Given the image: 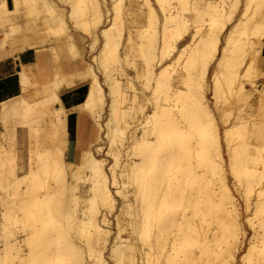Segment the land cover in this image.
<instances>
[{
	"label": "bare ground",
	"instance_id": "1",
	"mask_svg": "<svg viewBox=\"0 0 264 264\" xmlns=\"http://www.w3.org/2000/svg\"><path fill=\"white\" fill-rule=\"evenodd\" d=\"M6 1L0 0V14L23 10L35 20L36 33L27 41L49 53L59 89L64 82L55 72L63 48L70 59L84 58L88 49L76 45L72 32L85 39L94 54L87 62V91L75 108L90 116L96 133L93 141H77L74 149L59 93L27 101L24 95L32 88L21 69V93L0 101L3 124L28 127L25 158L15 162L17 167L12 138L0 144V264H264V144L243 136L241 111L254 92L238 73L240 61L257 54L254 45L264 41V16L259 20L256 8L248 11L251 1L143 0L147 27L126 34L123 14L142 13L133 0H58L61 13L50 0H10V7ZM183 11L194 22L197 15L210 17L206 33L194 43L199 27L191 30ZM231 33L245 37L235 45ZM250 33L258 35L256 40ZM50 35L55 42H49ZM133 50L149 71L139 88L133 60L132 78L124 67L131 64ZM171 51L177 64L188 54L181 64L184 73L176 71L174 80L167 75L171 63L165 62ZM157 65V71L149 68ZM222 66L232 71L224 73ZM209 77L213 107L222 113L220 132L207 96ZM227 93L242 105L233 119L231 109L222 106ZM127 100L132 103L122 106ZM103 137L112 159L108 166L94 152L102 149L96 144ZM226 168L235 188L243 190L246 210L256 191L254 209L244 220L253 231L242 251L245 230Z\"/></svg>",
	"mask_w": 264,
	"mask_h": 264
},
{
	"label": "rangeland",
	"instance_id": "2",
	"mask_svg": "<svg viewBox=\"0 0 264 264\" xmlns=\"http://www.w3.org/2000/svg\"><path fill=\"white\" fill-rule=\"evenodd\" d=\"M142 1V2H141ZM216 1H221V0H216ZM226 1H228V0H226ZM244 1V0H243ZM251 1V3L249 4V12L251 11V9L253 10L254 8H256V12L258 13V15H259V17L257 16V18L256 19H259V20H261L262 19V16H264V0H250ZM50 2H51V4L53 5V7L59 12V13H61L62 12V4H61V2H59L58 0H50ZM133 2V4H134V2H135V4H134V6H137V5H139V6H137V7H141V11H142V13L141 14H136V15H134V14H123V18H124V20H125V27H123L124 29H123V32L126 34V32H127V29H130V30H132L133 32H135V30H138V29H141V30H145L146 29V27H147V19H146V14H145V5H144V1L143 0H133L132 1ZM141 2V3H140ZM39 6V5H38ZM41 6V5H40ZM129 17H128V16ZM262 15V16H261ZM126 18H125V17ZM136 16V17H135ZM183 16L184 17H187L188 19H189V23L191 24V26H190V28H191V30L192 29H195V27H193V25H196L197 26V28L199 27V32L196 34V37L194 38V41H193V43L194 42H196L199 38H200V34H203V33H206V29L205 28H207V26L209 25V23L208 22H206L205 20H208L210 17L208 16V15H206V14H201V15H197V20H196V22H194L193 20H192V15L188 12V11H183ZM235 16H236V13L234 14V16H233V18L231 19V20H229V21H227V22H225V25H224V27L222 28V32H220L221 33V39H223V34H225V32H226V27H228L229 26V24L233 21V19L235 18ZM244 17V16H243ZM130 18H132V20H130ZM128 19V20H127ZM133 19H135L134 21H133ZM126 21H128V24H127V22ZM129 22H130V24L131 25H129ZM135 24V26H137L138 28H136L133 24ZM208 23V24H207ZM252 21H250L249 23H247V25L246 26H251L252 25ZM71 26V25H70ZM127 26V27H126ZM133 26V28H131ZM130 27V28H129ZM205 31V32H204ZM203 32V33H202ZM72 35L73 36H77L78 38H79V40H80V42L78 43V46L79 47H83V48H85L86 50L88 49V51L85 53V55H84V58L86 59V61L87 62H89V61H91V56L94 54L93 53V51H89V47H85V44L87 43L86 41H85V39H83L77 32H75V31H73L72 32ZM51 36V35H50ZM49 36V42H55V39H54V37L53 36H51L50 37ZM231 36H232V39L234 40V42H233V44H235V43H239V42H241L242 40H240V38H244L245 37V35L243 34V33H238V35H237V33H234V34H232L231 33ZM254 36H256L254 33H250V37H251V39H255L256 40V38L258 37V35H257V37H254ZM5 41L7 42V43H5L4 45H8V42H10L11 41V38L10 37H8V38H5ZM1 42V41H0ZM1 44V43H0ZM236 45V44H235ZM235 45H233V47L235 46ZM256 45H258V44H256ZM262 45L263 44H260V45H258V46H255L254 45V48H257V49H259V51L257 52V54H255L254 53V55H251V56H247V57H244L240 62H241V64H240V66H239V68H238V73H240V79H243V81H244V85H245V87L246 88H248V89H251V90H253V92H254V94H253V97L251 98V99H249V100H247L246 101V103L245 104H247L248 103V105L250 104L251 105V108L247 105H244L243 106V108H245V110L243 109L241 112L243 113V116H244V118H245V120H246V122H245V125H244V127L242 128V133H243V136L246 138V139H248L249 140V142H253V144L255 143V145H257V146H262L263 144H264V105L262 106V105H260L263 101L262 100H259V96H258V90H254V89H256V88H260V87H262L263 86V83H262V81H261V76H263V75H259L258 74V67L259 66H261V60H262V56H261V48H262ZM1 46V45H0ZM19 48H21V46H19V45H17ZM194 46V44H192V46L191 47H193ZM245 49H247L248 48V46H245L244 47ZM189 49V48H188ZM188 49H187V51H188ZM89 52V53H88ZM132 54H130L129 56V63H131V61L133 60V62H134V64H135V66L137 67V69L139 70V73H138V75L136 76V77H134L133 78V82L135 83V86H138V88L141 86L142 87V85L140 84L141 82H142V80L143 81H145L146 80V77H147V75L149 74V71L147 70V66H146V63L140 58V56H139V54H138V52L136 51V50H133L132 52H131ZM134 53V54H133ZM186 53H188V52H186ZM172 55H173V52L171 51L170 53H169V55H168V57L166 58V60H165V62H170L171 63V65H168L167 66V70L169 71V73L167 74L168 76H169V78L171 79V80H174V77L176 76V71H177V74L178 73H180V74H182V73H184V70L182 69V63H184V58L185 57H187V55L188 54H183V56H182V58L180 59V60H183V61H180L179 60V63L177 64V62L176 63H173L174 61L171 59L172 58ZM185 56V57H184ZM251 58H252V61H253V64H251L250 65V62H251ZM170 59H171V61H170ZM84 65H85V63H83ZM212 64V63H211ZM253 66V67H252ZM124 67H125V69H126V71H127V76L129 77V78H132V76H133V74L135 73V68H133L134 66L132 65V63L131 64H125L124 65ZM149 68L151 69H156V71L157 70H159V66L157 65V66H149ZM177 69V70H176ZM59 70V71H58ZM74 71H75V68L73 69V70H71V71H68V73L70 74V76H69V78H67V77H65V73H66V71H65V69H64V64H62V66L60 67V69H58L57 68V70H56V72H55V74L57 75H59V76H64L65 77V79L67 80V81H69L70 83H72V81H73V77H77L78 79H81V80H83V81H85L86 83H87V80H88V77H86V76H84V77H81V76H79V75H73L72 74V72L74 73ZM222 71L224 72V73H227V72H230V71H232V69H230V68H227V67H225V66H222ZM97 73H98V77H99V79H100V81L102 82V86H103V88H104V91H105V93H106V99H109L108 98V94H107V92H108V89H107V86H106V84L103 82V76H102V74H101V72H99V71H97ZM244 75H247V77L249 76V75H251L250 77H252V78H250V79H253L252 81L249 79V78H247L246 76H244ZM208 76H210V72H209V74H208ZM212 78V77H211ZM255 78V79H254ZM86 79V80H85ZM209 81V83H208V90H207V96H208V98H209V104H210V106L212 107V109L214 110V116H215V118L217 119V124H218V129H219V132H220V130L223 128V124L224 123H222V121L221 120H223L222 119V113H221V111H218V109L216 110V108L215 107H213V101L215 100V99H213L212 97V92H211V89H210V86H209V84H210V77H209V79H208ZM250 82H249V81ZM149 82H152L151 80L149 81ZM252 82H258V85H256L255 87H254V85L252 84ZM51 84H52V80L48 83V87H50L51 86ZM44 86V85H43ZM42 86V87H43ZM178 87H179V89H180V91L181 92H183V93H185V91H186V89H187V86L185 85V83H182L181 81L178 83V85H177ZM30 87L31 88H36V85L35 84H31L30 83ZM41 87V88H42ZM41 88H36L37 90L33 93V92H31L33 89H31V91H29L30 93L29 94H27L28 96H30L31 98H29V99H31V100H34V99H38V100H42V99H44L45 97H47L46 96V94L47 93H49V91H50V88H48L46 91H44V90H41ZM126 90H127V93H130V92H132L131 91V89H129V88H125ZM130 91H129V90ZM175 88L173 87V90H174ZM144 90V89H143ZM129 91V92H128ZM145 92H146V90H145ZM44 93H46V94H44ZM138 93H140V94H138ZM141 91H137V95L139 96V97H141ZM224 95H226V94H224ZM263 95H264V93H263ZM212 96V97H211ZM227 96H228V98H227ZM139 97L138 98H136V100L137 101H139L140 99H139ZM224 100H227L228 99V102L227 103H225L224 101H223V103L225 104H223V103H221L222 102V98H221V102L219 101V103H218V105H220V103H221V105L223 106V107H229L230 109H231V115H230V118H232L233 119V115L234 114H236L237 113V111H238V109H239V107L241 108V106L242 105H240V103L239 102H236L235 103V101L232 99V97H230L229 96V93H227V95L226 96H224ZM131 100H127V102L125 101L123 104H122V106L124 105V107H126V105L128 106L130 103H132V102H130ZM229 101H230V104L231 105H228L229 104ZM249 101V102H248ZM130 102V103H129ZM136 103V101L135 102H133V104H135ZM239 103V104H238ZM237 104V105H236ZM249 107V108H248ZM216 110V111H215ZM247 110H249L248 112H247ZM218 111V112H217ZM83 112V111H82ZM220 112V113H219ZM236 112V113H235ZM84 113H86V112H84ZM107 115H108V109H107V107L106 108H104L103 109V111H102V119H103V121H105L106 119H107ZM126 119L127 120H130V118L128 117H126ZM251 120H253V122L251 121ZM229 121V120H228ZM232 121V120H231ZM249 121V122H248ZM230 122V121H229ZM229 122L228 123H226V124H229ZM38 123H32L31 125H37ZM255 124V125H254ZM20 124H15V125H11V126H9V125H5V124H3V122L0 120V144H1V142H2V144H5V143H7V141H9V139L10 138H12V141H11V143L12 144H14L13 146H14V148H16L15 149V154H16V156L14 157V164H15V162H20L21 161V159L24 157L25 158V150L27 149V145H28V142H27V140H26V135H27V131L26 130H28V127L27 126H22V128L19 126ZM248 125V126H247ZM253 125V126H252ZM13 127H15V130H14V128ZM247 127V128H246ZM17 128V129H16ZM27 128V129H26ZM246 128V129H245ZM6 129H8V131H10V132H6ZM12 129V130H11ZM251 129V130H250ZM245 130V131H244ZM11 131H14L15 132V134L13 135V133L11 132ZM244 132H246V133H244ZM1 133H3V134H1ZM9 133H11L10 135H9ZM100 133V132H99ZM251 133H252V135H251ZM4 137H3V136ZM15 135H16V137H15ZM250 135V136H249ZM13 137L14 138H16V139H13ZM249 137V138H248ZM250 138H253V139H250ZM2 140V141H1ZM96 145H101L102 146V149L101 150H99V152L96 150V151H94L95 152V154L97 155V156H99V157H102V158H105L106 159V163H107V166L109 165V164H111L112 163V159H111V157L109 156V154L106 152L107 151V148H108V141H107V139L105 138V137H103V139L101 140V141H99ZM17 152V153H16ZM19 153V154H18ZM98 153V154H97ZM21 154H23V155H21ZM21 156H23V157H21ZM18 158V159H17ZM16 160V161H15ZM19 160V161H18ZM17 164H19V163H16L15 165H14V168L15 167H17L16 165ZM19 171V169L17 168V170H16V172H17V174L18 173H20V171ZM226 182H227V184L230 186V188H231V190H232V193H233V195H234V198H235V200H236V202H237V205H238V209H239V212H240V218H241V220H242V227H243V229L245 230V237H244V239H243V242H242V245H241V247H240V249H241V251L246 247V245H247V241H248V238H249V236H251L252 235V229L251 228H249V226H248V224L244 221L245 220V217L247 216V215H249L250 214V209L252 210V209H254L253 208V199H254V194H256V191L254 192V191H252V194H251V199H250V207H249V209L248 210H246V207H245V203H244V199L242 198L243 197V194H242V189H236L235 188V186H234V183H235V180H234V178L229 174V172H228V170H227V168H226ZM254 189L256 190V189H259V186H255L254 187ZM116 198H117V206L119 207L120 206V204H121V200H120V198L119 197H117L116 196ZM110 220H111V224H110V228H111V230L114 232V231H116V228H115V221H114V214H111V216H110ZM15 224H17V223H14V225ZM258 231L260 232V233H262V231H261V229H258ZM241 251H239V254L241 253ZM255 261H251V263L252 264H255L254 263ZM110 264H113V263H111L110 262ZM235 264H238V261H237V263H235ZM257 264V263H256Z\"/></svg>",
	"mask_w": 264,
	"mask_h": 264
},
{
	"label": "crops",
	"instance_id": "3",
	"mask_svg": "<svg viewBox=\"0 0 264 264\" xmlns=\"http://www.w3.org/2000/svg\"><path fill=\"white\" fill-rule=\"evenodd\" d=\"M6 3L8 7L11 6L10 0L6 1ZM37 5H41L40 1L37 2ZM35 33V20L29 17L25 11L19 10L7 14H0V101L21 93V85L19 84L21 83L19 78L20 72L22 71L21 69L27 73L30 83L35 84L36 88H41L44 84H47L52 80L50 87H48L47 84L43 86L41 90L46 91L50 88L49 93H44L47 97L51 96L53 93H59V97L69 114L70 120L68 121V129L70 132L72 131L74 133L71 135L72 142L74 143L73 147L75 149L77 141L84 144H87L91 140L93 141L96 128L87 113L80 112L78 108H75V106L77 107V104L84 99L87 91V83L77 77H73V81L70 83L65 77L69 78L70 74L68 71H71L74 68L75 71L74 73L72 72L73 75H79L81 77L86 76L88 74L87 61L85 58H68L65 56L66 53H64L65 48H63L59 69L62 64H64L66 73L65 77L62 75L60 76L64 85L59 89L53 79L52 60L49 53L40 50L37 47L34 48L33 45L29 44L27 41L29 38H32ZM8 37L11 38V41L8 42V45H4L7 43L5 38ZM73 38L78 46V43L80 42L79 38L77 36H73ZM2 40H4V42ZM17 45L21 46V48ZM261 56L262 62L258 69L262 72L259 75H263L261 76L263 86L257 88V90L259 100H262L264 103V45H262L261 48ZM83 63H85V65ZM256 84L258 85V82H256ZM36 88H32L33 90L31 91L30 89L29 91L34 93L37 90ZM29 91L24 95L27 101H40L37 98L34 100L29 99L31 98L27 95L30 93ZM75 109L78 110V112H76ZM69 125H71V127Z\"/></svg>",
	"mask_w": 264,
	"mask_h": 264
}]
</instances>
